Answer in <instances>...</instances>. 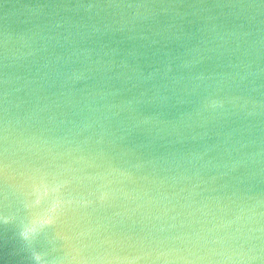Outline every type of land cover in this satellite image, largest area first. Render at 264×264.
<instances>
[{"label": "water", "instance_id": "obj_1", "mask_svg": "<svg viewBox=\"0 0 264 264\" xmlns=\"http://www.w3.org/2000/svg\"><path fill=\"white\" fill-rule=\"evenodd\" d=\"M7 2L19 13L0 8V264H264V61L231 69L244 85L229 97L238 123L169 146L138 123L160 118L151 91L141 96L151 84L57 97L33 82L35 68L5 67L6 39L14 55L27 51L26 8L94 0ZM181 2L239 23L215 7L237 0ZM178 23L194 32L201 21ZM111 40L118 59L132 47L120 33ZM187 110L165 109L177 120Z\"/></svg>", "mask_w": 264, "mask_h": 264}, {"label": "clouds", "instance_id": "obj_2", "mask_svg": "<svg viewBox=\"0 0 264 264\" xmlns=\"http://www.w3.org/2000/svg\"><path fill=\"white\" fill-rule=\"evenodd\" d=\"M192 7L181 0H94L74 7L60 2L28 7L25 14L33 27L27 51L14 55L6 39L5 67L26 75H33L35 68L33 82L57 97L87 93L103 98L117 83L151 84L141 96L151 91L147 102L158 104L160 118L138 123L155 138L171 146L192 138L195 129H204L197 133L201 139L210 138L212 132L218 136L240 116L229 97L244 85L233 80L231 69L249 59L264 61V0L216 5L229 9L220 17L239 21L231 27L217 24L211 8L186 10ZM0 8L7 16L19 13L7 0H0ZM188 15L201 21L194 32H185L178 23ZM117 33L132 42L122 59L120 50L112 47L111 37ZM141 61L157 67L145 73ZM175 105L189 110L178 120L168 119L165 109Z\"/></svg>", "mask_w": 264, "mask_h": 264}]
</instances>
